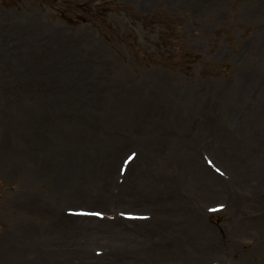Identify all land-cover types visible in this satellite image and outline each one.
Here are the masks:
<instances>
[{
	"label": "rangeland",
	"instance_id": "1",
	"mask_svg": "<svg viewBox=\"0 0 264 264\" xmlns=\"http://www.w3.org/2000/svg\"><path fill=\"white\" fill-rule=\"evenodd\" d=\"M0 264H264V0H0Z\"/></svg>",
	"mask_w": 264,
	"mask_h": 264
},
{
	"label": "bare ground",
	"instance_id": "2",
	"mask_svg": "<svg viewBox=\"0 0 264 264\" xmlns=\"http://www.w3.org/2000/svg\"><path fill=\"white\" fill-rule=\"evenodd\" d=\"M77 220H79V219H77ZM89 221V220H88ZM87 224L89 223V222H86ZM86 227H83V228H81V229H85Z\"/></svg>",
	"mask_w": 264,
	"mask_h": 264
}]
</instances>
